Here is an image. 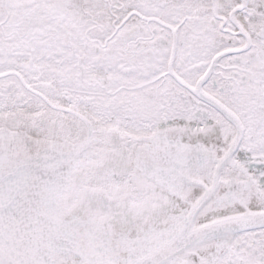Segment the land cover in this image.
I'll list each match as a JSON object with an SVG mask.
<instances>
[{
    "label": "snow or ice",
    "instance_id": "snow-or-ice-1",
    "mask_svg": "<svg viewBox=\"0 0 264 264\" xmlns=\"http://www.w3.org/2000/svg\"><path fill=\"white\" fill-rule=\"evenodd\" d=\"M0 264H264V0H0Z\"/></svg>",
    "mask_w": 264,
    "mask_h": 264
}]
</instances>
